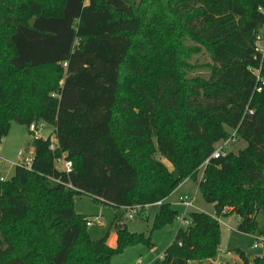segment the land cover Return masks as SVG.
Here are the masks:
<instances>
[{
  "label": "trees",
  "instance_id": "trees-1",
  "mask_svg": "<svg viewBox=\"0 0 264 264\" xmlns=\"http://www.w3.org/2000/svg\"><path fill=\"white\" fill-rule=\"evenodd\" d=\"M262 9L264 0H0V142L13 120H43L57 140L50 149L51 134L32 137L30 167L0 179V264H110L130 244L152 245L179 213L165 198L186 178L214 213L191 210L153 264H231L211 260L219 216L235 214L251 234L264 210ZM232 129L244 145L211 157ZM62 152L69 173L55 165ZM82 193L113 206L163 201L148 234L117 224L111 246L75 211ZM236 252L240 264H264V253Z\"/></svg>",
  "mask_w": 264,
  "mask_h": 264
},
{
  "label": "rangeland",
  "instance_id": "rangeland-1",
  "mask_svg": "<svg viewBox=\"0 0 264 264\" xmlns=\"http://www.w3.org/2000/svg\"><path fill=\"white\" fill-rule=\"evenodd\" d=\"M130 1L138 3L139 0ZM262 30L263 28L260 31ZM199 59L207 60L208 58L205 54L200 53ZM53 130L54 127L52 125L46 124L45 129L41 131V134L45 136L51 134V136H53ZM32 137L33 136L29 132L26 125H23L15 120L11 121L8 133L3 136L0 142V174L2 176L7 178L14 172L15 164H17L21 159V154L27 156L30 155L29 152L31 147H27V142L31 140ZM243 145L244 142L242 140L236 139L230 144L229 149L235 150ZM156 156L160 157L158 154ZM160 158L169 167L171 166L170 162L166 158ZM201 174L200 169L198 178ZM184 194L193 197L194 206L186 209L181 203L177 202V197ZM168 201L173 209L177 210L179 213H185L187 216L191 210H201L210 214L214 213L213 204L207 202L203 198L197 186V181L192 178H186L185 181L176 187V189L170 193ZM73 206L75 211L79 213L89 214L90 216L95 214L100 215L102 223L93 222L87 225V231L91 238H98L108 231L107 243L111 246L115 245L116 225L119 224V221L125 223L129 230L138 232L143 231L148 234L152 218L157 210L156 206H152L150 208V216L147 220L142 218L139 214H134L130 217L122 206L100 204L99 202L94 201L91 195L85 193L74 196ZM225 216H219V220H221V251H218L217 253L219 260H227L226 262L236 264V260L240 257L236 252L237 248L246 251L248 254L256 253V255H262L264 249L261 247H251V244L253 241L252 235H257L259 233V229L264 230V210H259L256 215L258 229L254 232V234L241 232L236 229L237 221L235 214ZM179 226L184 227L185 224L176 217L170 223L152 231V245H148L144 241L130 244L126 246L122 252L113 255L110 264H153L154 260L161 256L164 249L172 242ZM226 249H228V251ZM249 264L253 263L250 262Z\"/></svg>",
  "mask_w": 264,
  "mask_h": 264
},
{
  "label": "built area",
  "instance_id": "built-area-1",
  "mask_svg": "<svg viewBox=\"0 0 264 264\" xmlns=\"http://www.w3.org/2000/svg\"><path fill=\"white\" fill-rule=\"evenodd\" d=\"M262 10H264V9H262ZM255 48L260 53V55L263 57L264 56V27H263V30L259 31L257 34V38L255 41ZM255 72L258 75L257 69L255 70ZM46 124L47 123L43 120L32 121L31 123L28 124V130L30 131V133L32 134L33 137L46 138L50 134H48L47 136L41 134V131H43L45 129ZM52 134H53V136L50 137L49 147H50V149H55L57 146V140H56V137L54 135V132ZM237 138L238 137L236 134V130L232 129L231 134L227 138L221 139L218 142H216L215 147H214L210 156L211 157H218L219 155L226 153L229 150L230 144L232 142H234ZM20 152H22V151H20ZM29 153H30L29 156L21 154V159L18 161V163H21V164L25 165L26 167H30L31 160H32V154H31L32 150H30ZM207 162H208V158L205 159V161L202 163L201 167L205 166V164ZM55 165L58 169L66 172V173H69L73 167L72 161L67 157L66 152H62L61 155L56 158ZM0 179H5V177L0 174ZM55 180L65 184L71 188H75L70 182H65L59 178H55ZM162 201H163V199H158V200H155L152 202L133 203V204H129V205H124L122 207L127 211L128 216L132 217L134 214L141 215V214L149 213L150 208L152 206L158 207L162 203ZM177 202L181 203L186 209L194 206L193 197L188 196L186 194L179 195L177 197ZM177 218H179L181 220V222H183L185 224V226L191 222L190 218L185 213H178ZM93 222L102 223V220H101L99 214H95L93 216H88V218L86 220V224L89 225ZM251 234H254V233H251ZM252 238H253V241L251 244L252 247H254V248L261 247L264 249V230L259 231V233L257 235H252ZM218 251H221V247H219ZM263 253H264V251H263Z\"/></svg>",
  "mask_w": 264,
  "mask_h": 264
},
{
  "label": "crops",
  "instance_id": "crops-1",
  "mask_svg": "<svg viewBox=\"0 0 264 264\" xmlns=\"http://www.w3.org/2000/svg\"><path fill=\"white\" fill-rule=\"evenodd\" d=\"M6 178V177H5ZM186 179H184L183 181H185ZM182 181V182H183ZM181 182V183H182ZM180 183V184H181ZM179 184V185H180ZM178 185V186H179ZM177 186V187H178ZM176 189V188H175ZM170 195V194H169ZM169 195L165 198V200H167L168 201V199H169ZM149 214H150V212H149ZM89 215V214H88ZM141 216V215H140ZM226 217V216H225ZM235 218H236V221L238 220V218H237V216H235ZM219 221H221V220H219ZM119 224H122V222L121 221H119ZM116 238V237H115ZM110 245V244H109ZM221 247V246H220ZM252 247V246H251ZM223 248V247H222ZM227 251H228V249H226ZM249 257H250V259H252L255 255H256V253H250V254H248L246 251H244ZM160 257V256H159ZM211 260H214V261H221V260H219V258H218V256L216 255L213 259H211ZM225 261H227V260H225ZM225 261H222V262H225ZM236 264H240L241 263V258L240 257H238V260H236V262H235Z\"/></svg>",
  "mask_w": 264,
  "mask_h": 264
}]
</instances>
